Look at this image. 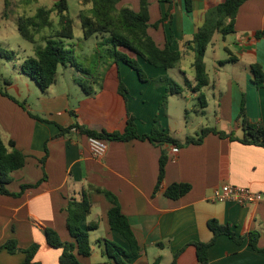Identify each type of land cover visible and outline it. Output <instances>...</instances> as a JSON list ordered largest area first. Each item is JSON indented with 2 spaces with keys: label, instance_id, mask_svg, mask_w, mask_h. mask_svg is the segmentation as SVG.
<instances>
[{
  "label": "crops",
  "instance_id": "1",
  "mask_svg": "<svg viewBox=\"0 0 264 264\" xmlns=\"http://www.w3.org/2000/svg\"><path fill=\"white\" fill-rule=\"evenodd\" d=\"M46 1L51 6H45ZM56 1L7 0L8 4H14L15 10L5 13V0H2L0 47H8L9 38L16 34L19 16L31 15L39 7L51 8ZM75 1L82 7L80 14L91 8L85 0H67L68 6ZM221 1L192 0V10L186 13L185 0H150V26L168 16L158 28L149 27L147 32L159 48L170 41V49L185 51L183 60L191 52L184 45L202 25L205 10ZM121 7L137 12L139 0H121L118 8ZM261 31H264V0H247L236 14L234 32L225 37L218 33L213 36L204 57L209 83L201 90L207 107L203 115L197 114L206 121H198L193 135L202 128L213 127L241 138L243 132L237 117L242 100L248 119L264 130V87L258 88L253 83L250 70L251 65L257 64L264 72V37L255 36ZM219 52L226 56L218 58ZM208 58L212 60V75L208 73ZM229 58L235 60L219 65ZM139 62L148 82H140L125 64H112L105 71L102 88L91 97L83 96L74 82L78 73L70 66L62 67L61 73L58 68L56 83L46 91L22 73L21 64L14 80L1 78V92L15 101L0 94V137L5 145L13 142L14 149L25 156L24 167L11 174L7 189L17 193L22 185L35 184L43 176L46 180L18 198L0 195V246L10 239L21 249L37 243L35 262L59 264L61 251L48 247L43 229H52L62 242H71L64 209L68 200L81 201L85 195L91 210L81 227L87 229L92 223L98 227L89 231L90 255L79 260L81 264H114L105 256L102 242H114L127 251L129 244L109 228L107 212L111 204L94 188L117 198L120 211L127 217L142 249L139 257L129 264H151L158 257L160 264H170L178 251L181 253L176 264H199L195 247L190 243L211 239L212 233L207 227L211 219L230 225L237 235L250 231L263 233L264 149L261 147L209 134L200 145L178 150L139 140L107 142L104 157L95 159L88 150L86 136L75 130L60 135V128L73 124L96 132L121 133L129 113L135 118L139 135L148 134L155 125L175 139L187 137L178 138L177 132L171 130L167 106L173 97L186 93L197 99L198 94L187 88L181 95L170 96L166 106H162L165 87L153 80L170 77L168 72L176 70L180 85L187 79L193 87L192 63L189 65L192 74H188L180 63L175 69L165 71L142 59ZM120 80L127 89L126 100L118 91ZM164 148L169 160L163 182L156 190L158 160ZM46 154L42 167L40 160ZM173 183H187L191 190L178 200H170L164 196V190ZM224 185L248 187L260 193L262 200L251 206L213 202L214 190ZM158 243L163 247L157 246ZM258 247H264L262 234ZM24 260L23 253L0 251V264H23ZM208 264H264V252L253 251L246 240L237 245L228 237L220 236L208 250Z\"/></svg>",
  "mask_w": 264,
  "mask_h": 264
},
{
  "label": "trees",
  "instance_id": "2",
  "mask_svg": "<svg viewBox=\"0 0 264 264\" xmlns=\"http://www.w3.org/2000/svg\"><path fill=\"white\" fill-rule=\"evenodd\" d=\"M91 8L79 15L82 38L78 43H74L73 19L69 14L67 0H58L51 8L39 7L31 15L23 14L17 19V31L22 40L36 45L33 56L23 59L21 71L33 80L40 90L46 91L57 81L59 67L70 66L80 76L74 79L79 86L83 96L91 97L102 88L105 71L112 64L123 63L133 70L139 81L148 82L149 78L141 67L139 59L147 62L150 66L169 71L175 69L185 51L170 49V41L163 48H159L155 41L149 36V27L154 29L162 23L168 15L161 21L149 25V5L150 0H139V9L134 12L129 7L118 8L121 0H85ZM247 0H222L221 2L207 8L204 12L202 25L194 33L191 41L184 46L193 55L191 68L194 74V86L187 79L183 85L176 83L168 76L154 79V83L165 87V94L161 100L163 106L168 97L181 95L187 88L197 93L196 113L203 115L207 107L205 95L201 90L209 83L204 57L208 45L215 34L225 37L234 32L235 17L239 8ZM5 10L7 0H5ZM192 10V0H185V11L190 13ZM257 38L264 37V31L255 34ZM94 39L90 52L86 53L84 44ZM14 53L0 47V59L12 60ZM235 59L229 58L219 62L223 65ZM253 83L258 88L264 87V72L262 68L253 64L250 67ZM8 84V83H7ZM119 94L125 100L127 89L120 80L118 87ZM0 94L15 101L5 92ZM32 116V115H31ZM73 116V114H72ZM38 119L36 116H32ZM39 120V119H38ZM243 136L235 137L233 133L218 131L213 127L200 129L194 136H187L183 140L171 137L168 132L159 130L153 125L148 134L139 135L135 124V118L128 113L127 124L123 132H96L86 127L73 124L69 128H60V135H64L70 130H75L78 134L94 137L105 142H128L132 140L147 141L155 147L163 148L172 146L176 150L189 145H200L209 134L217 135L220 139L237 141L243 145H254L264 149V130L262 126L252 123L246 116L244 100H242L240 111L237 117ZM8 148H12L9 151ZM47 154L40 160L44 167ZM169 160V153L164 148L158 160V175L156 190H159L165 177V169ZM25 156L14 149V143L9 142L5 145L0 137V195L18 198L26 190L37 188L46 177L35 184L22 185L19 192L10 193L7 186L11 183V174L24 167ZM95 192L103 194L111 204L107 212V223L111 230L118 232L129 244V250L111 241H100L105 248V256L113 260L114 264H129L136 260L141 254L142 249L138 245L135 234L129 224L127 217L121 213L117 198L104 190L94 188ZM191 190L187 183H173L164 190V196L170 200H178ZM91 203L87 196H83L81 201L70 199L64 209L66 217V227L72 239L71 242H62L59 235L52 229L45 228L43 233L49 248L61 251L59 264H81L80 257H88L91 253L89 241V231L96 230L97 223L81 227V222L90 214ZM207 227L212 233L208 242H192L195 247L196 258L199 264H208V250L213 246L220 236H226L235 244L240 245L245 240L255 252H264V247H258V241L263 233L250 231L244 235H237L230 225H222L217 220L211 219L207 222ZM157 246L163 247L158 243ZM23 253L25 260L23 264H40L34 261L35 255L39 250V244L33 243L26 249L17 246L14 239H10L0 246V251ZM181 251H178L170 264H176V260ZM161 258H156L151 264H160Z\"/></svg>",
  "mask_w": 264,
  "mask_h": 264
},
{
  "label": "rangeland",
  "instance_id": "3",
  "mask_svg": "<svg viewBox=\"0 0 264 264\" xmlns=\"http://www.w3.org/2000/svg\"><path fill=\"white\" fill-rule=\"evenodd\" d=\"M45 6L47 7L51 6V3H49V1L48 2L46 1ZM16 8L18 7L16 6ZM81 8L82 7L79 4H77L76 1L72 2L69 5V14L70 17L73 19L74 43H78V40L82 38V30L78 16L81 12ZM19 9L22 10V8ZM2 10H3L2 0H0V11ZM14 10H15L14 4H8L7 2L6 12L8 11L7 13H9ZM8 35L10 37L11 33L10 34L8 33ZM93 42L94 39H91L87 44H84V48H85L84 52L88 53L91 51ZM7 44L8 47L5 46L2 47V49L12 51L14 53V57L10 61L5 59H0V80L1 78H3L5 80H9L10 82L19 75L21 61L29 56H33L36 45L30 44L22 40L19 34L17 33V31L13 38L11 37L9 38ZM211 56L214 57L216 55L211 54ZM217 56L218 58H224L226 54L223 52L222 53L219 52V55ZM192 61H193V54L190 52L185 56L183 60L181 59V61L179 62L181 66L185 67L188 74H192V71L189 68V65L192 63ZM211 66H212V60L208 58L207 67H208V73L210 75H212L213 73ZM61 71H62V67L59 68L60 73ZM132 73L135 72L132 71ZM176 74H177L176 70L168 72V75L170 77H172L177 83L181 84V78ZM79 76L80 75L78 74L77 77ZM28 81H29L28 83H31L30 80ZM166 104L167 101L163 106H166ZM167 108L170 117L169 122L172 128L171 130L173 132H177V135L179 136L178 138H183L185 136H194L193 130L195 126H197L198 121H206L203 120L202 116H198L196 113V110L198 109L197 99L192 98L190 95L188 96L186 93L182 94L181 96H176L171 98L169 100V104Z\"/></svg>",
  "mask_w": 264,
  "mask_h": 264
},
{
  "label": "built area",
  "instance_id": "4",
  "mask_svg": "<svg viewBox=\"0 0 264 264\" xmlns=\"http://www.w3.org/2000/svg\"><path fill=\"white\" fill-rule=\"evenodd\" d=\"M87 147L91 155L95 159H102L107 151V142L94 137H88ZM260 193L253 192L248 187H237L232 185H224L214 190L213 202L225 203L232 202L239 206H251L261 202Z\"/></svg>",
  "mask_w": 264,
  "mask_h": 264
}]
</instances>
